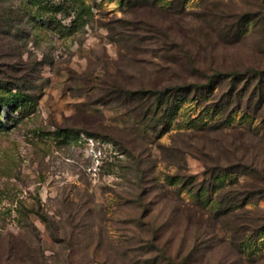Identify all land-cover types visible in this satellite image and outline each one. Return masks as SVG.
Returning a JSON list of instances; mask_svg holds the SVG:
<instances>
[{
	"label": "rangeland",
	"instance_id": "obj_1",
	"mask_svg": "<svg viewBox=\"0 0 264 264\" xmlns=\"http://www.w3.org/2000/svg\"><path fill=\"white\" fill-rule=\"evenodd\" d=\"M0 264H264V0H0Z\"/></svg>",
	"mask_w": 264,
	"mask_h": 264
}]
</instances>
